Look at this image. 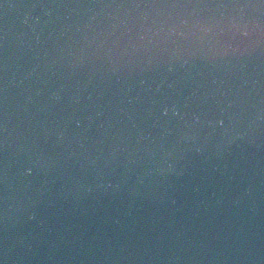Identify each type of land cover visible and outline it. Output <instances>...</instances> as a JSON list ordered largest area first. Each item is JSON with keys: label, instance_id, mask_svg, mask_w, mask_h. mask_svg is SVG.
Masks as SVG:
<instances>
[{"label": "water", "instance_id": "95a60500", "mask_svg": "<svg viewBox=\"0 0 264 264\" xmlns=\"http://www.w3.org/2000/svg\"><path fill=\"white\" fill-rule=\"evenodd\" d=\"M0 264H264V0H0Z\"/></svg>", "mask_w": 264, "mask_h": 264}]
</instances>
